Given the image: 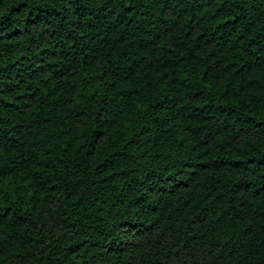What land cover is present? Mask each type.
Here are the masks:
<instances>
[{"label":"trees","instance_id":"trees-1","mask_svg":"<svg viewBox=\"0 0 264 264\" xmlns=\"http://www.w3.org/2000/svg\"><path fill=\"white\" fill-rule=\"evenodd\" d=\"M0 264H264V0H0Z\"/></svg>","mask_w":264,"mask_h":264}]
</instances>
